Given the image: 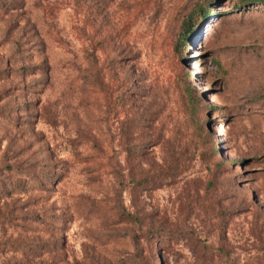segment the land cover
Here are the masks:
<instances>
[{"label": "rangeland", "instance_id": "374dc122", "mask_svg": "<svg viewBox=\"0 0 264 264\" xmlns=\"http://www.w3.org/2000/svg\"><path fill=\"white\" fill-rule=\"evenodd\" d=\"M0 264H264V3L0 0Z\"/></svg>", "mask_w": 264, "mask_h": 264}, {"label": "trees", "instance_id": "16d2710c", "mask_svg": "<svg viewBox=\"0 0 264 264\" xmlns=\"http://www.w3.org/2000/svg\"><path fill=\"white\" fill-rule=\"evenodd\" d=\"M258 2L264 3V0H258ZM0 189H1V191H3L2 193L5 194L6 185L5 184H1L0 185Z\"/></svg>", "mask_w": 264, "mask_h": 264}]
</instances>
